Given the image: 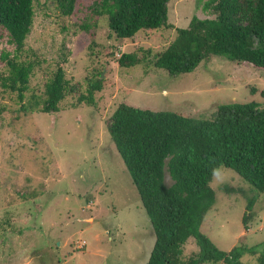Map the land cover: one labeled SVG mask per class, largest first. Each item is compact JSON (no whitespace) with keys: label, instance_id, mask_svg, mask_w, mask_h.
Listing matches in <instances>:
<instances>
[{"label":"rangeland","instance_id":"obj_1","mask_svg":"<svg viewBox=\"0 0 264 264\" xmlns=\"http://www.w3.org/2000/svg\"><path fill=\"white\" fill-rule=\"evenodd\" d=\"M92 1L75 0L72 12L63 15L53 0H32L24 48L37 62L20 102L39 101L44 80L59 62L76 89L57 110L23 112L15 94L0 86V264H144L154 233L106 131L114 107L124 102L210 117L218 103L264 100V68L248 61L211 54L192 70L173 75L154 66L152 59L173 37V27L115 38L107 35L105 16L98 15L90 31L81 30L78 23ZM192 14H200L198 0L167 1L172 26H184ZM5 38L0 29V52L12 48ZM122 51L135 52L139 61L118 64ZM98 72L100 88L92 102H77L76 94L86 92ZM164 182H170L166 172ZM209 184L214 201L199 229L221 249L264 239V190L224 164ZM223 184L234 190L226 191ZM252 195L243 224L246 197ZM194 249L193 238H187L182 253ZM243 258L254 264L252 257Z\"/></svg>","mask_w":264,"mask_h":264},{"label":"trees","instance_id":"obj_2","mask_svg":"<svg viewBox=\"0 0 264 264\" xmlns=\"http://www.w3.org/2000/svg\"><path fill=\"white\" fill-rule=\"evenodd\" d=\"M63 15L72 12L75 0H53ZM168 0H93L86 6L78 27L90 31L97 16L104 15L107 35L130 38L140 29L173 27L175 33L152 59L169 74L192 70L205 56L248 61L264 68V0H198L200 14H192L184 26L167 21ZM33 17L32 0H0V29L11 50L1 49L0 86L20 102L36 60L26 56L24 39ZM24 52V54L21 53ZM63 51L60 61L65 60ZM118 64L139 61L133 51H122ZM99 72L76 94V101L91 103L100 88ZM76 89L58 63L43 82L42 95L20 102L19 110L55 111L59 101ZM117 153L127 169L154 238L144 264H199L221 260L224 264H264V239L250 245L218 248L199 229L206 209L214 201L209 184L220 164L264 190V100L227 101L215 105L210 117L183 114L171 109H149L119 102L105 124ZM170 182H164V174ZM226 191L232 187L222 186ZM255 195L246 197L243 224ZM196 249L182 253L187 238Z\"/></svg>","mask_w":264,"mask_h":264}]
</instances>
